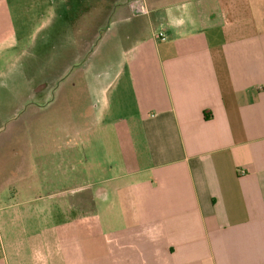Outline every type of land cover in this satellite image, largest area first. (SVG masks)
Returning <instances> with one entry per match:
<instances>
[{
    "label": "crops",
    "instance_id": "0c3cea01",
    "mask_svg": "<svg viewBox=\"0 0 264 264\" xmlns=\"http://www.w3.org/2000/svg\"><path fill=\"white\" fill-rule=\"evenodd\" d=\"M136 1L0 0V264H264V0Z\"/></svg>",
    "mask_w": 264,
    "mask_h": 264
},
{
    "label": "rangeland",
    "instance_id": "374dc122",
    "mask_svg": "<svg viewBox=\"0 0 264 264\" xmlns=\"http://www.w3.org/2000/svg\"><path fill=\"white\" fill-rule=\"evenodd\" d=\"M50 79L48 77L44 78H40L39 79V83L42 85H49L50 83ZM89 105L95 103V101L93 99H90L88 101ZM87 103V105H88ZM53 103H51L52 105ZM98 107L92 109V115L95 116L96 111H98V109L100 108V105L97 104ZM49 102L46 101L45 105L43 106L42 111V119L46 120L49 118ZM62 108V107H60ZM62 110L61 112H59L60 115V121L65 118L64 115V109H60ZM17 112H12V116L11 118L4 124H0V183L6 181V182H13L18 181L19 177L17 176L18 172H24L27 168H28V160L23 159V148H22V144L19 142H16V137H32L33 133H37L39 127L37 126H33V124H29V125H23L21 126V118L23 115H25V117H23L24 119L26 118V115L28 114V112H25L24 114L21 113L19 115H16ZM51 113L54 114V111ZM45 116V117H44ZM12 119V121H11ZM42 130V134H49V129L48 126H42L40 128ZM91 129V128H90ZM13 136L11 138V142L5 140L6 137H10ZM9 178V181H7V179ZM44 225V224H42ZM38 227V225L33 224L32 228L30 230L34 231L36 228Z\"/></svg>",
    "mask_w": 264,
    "mask_h": 264
},
{
    "label": "built area",
    "instance_id": "2783aa9c",
    "mask_svg": "<svg viewBox=\"0 0 264 264\" xmlns=\"http://www.w3.org/2000/svg\"><path fill=\"white\" fill-rule=\"evenodd\" d=\"M132 8L137 15H148L150 13V9L145 0H137L132 4ZM159 38L165 40L166 36L164 33H159ZM240 173L244 174L245 171L240 170Z\"/></svg>",
    "mask_w": 264,
    "mask_h": 264
}]
</instances>
